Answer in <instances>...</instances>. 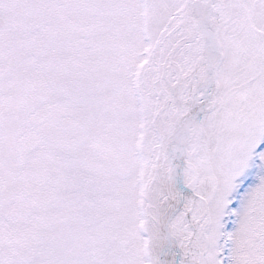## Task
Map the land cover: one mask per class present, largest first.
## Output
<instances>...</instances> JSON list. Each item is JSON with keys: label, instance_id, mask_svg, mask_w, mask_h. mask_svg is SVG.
I'll list each match as a JSON object with an SVG mask.
<instances>
[{"label": "snow or ice", "instance_id": "snow-or-ice-1", "mask_svg": "<svg viewBox=\"0 0 264 264\" xmlns=\"http://www.w3.org/2000/svg\"><path fill=\"white\" fill-rule=\"evenodd\" d=\"M0 264H264V0H0Z\"/></svg>", "mask_w": 264, "mask_h": 264}]
</instances>
